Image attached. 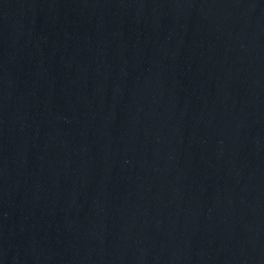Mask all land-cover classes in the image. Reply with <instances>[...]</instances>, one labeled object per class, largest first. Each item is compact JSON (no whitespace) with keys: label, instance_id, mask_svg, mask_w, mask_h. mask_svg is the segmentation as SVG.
<instances>
[{"label":"water","instance_id":"1","mask_svg":"<svg viewBox=\"0 0 264 264\" xmlns=\"http://www.w3.org/2000/svg\"><path fill=\"white\" fill-rule=\"evenodd\" d=\"M0 264H264V0H0Z\"/></svg>","mask_w":264,"mask_h":264}]
</instances>
